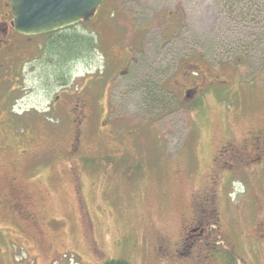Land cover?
<instances>
[{"label":"rangeland","instance_id":"1","mask_svg":"<svg viewBox=\"0 0 264 264\" xmlns=\"http://www.w3.org/2000/svg\"><path fill=\"white\" fill-rule=\"evenodd\" d=\"M258 3L247 22L216 0H103L62 32L97 40L72 59L46 34L0 37V264H264V161L226 144L264 128ZM169 15L183 30L166 44ZM10 21L0 0V35ZM243 35L261 45L241 57ZM175 79L206 83L183 104Z\"/></svg>","mask_w":264,"mask_h":264},{"label":"trees","instance_id":"2","mask_svg":"<svg viewBox=\"0 0 264 264\" xmlns=\"http://www.w3.org/2000/svg\"><path fill=\"white\" fill-rule=\"evenodd\" d=\"M216 2L218 4H222L224 8H227V12L229 16L232 17L233 21L238 20V19L247 21V18L249 16H250L249 21H252V18L255 16V12H257L258 5H259L258 0H216ZM171 18H172L171 15H169L170 22L167 23L166 29L173 28V32L169 35V37H166L167 38L165 42L166 44L170 43L174 39L176 40V38L182 34L180 32L178 33V31L183 30L182 26L181 25L178 26L176 21L172 22ZM87 22L80 21L78 24H86ZM70 27H67V28H64V29H61L55 32L47 33L45 35L46 37H48L46 46L48 45L51 50H53L54 48L55 51H57L61 57L66 52L70 53V56L68 58L64 57V59H72L76 56L78 57L81 52L94 48L95 47L94 45L96 44V41H97L95 39V36L91 33H86V34L84 33L63 34L62 33L68 30ZM252 36L254 37L255 35H252ZM216 38L217 40L215 39V41L213 40L208 43V47L214 51L216 48H218V46L222 44V41H223L222 34H217ZM246 39L248 41H246ZM250 39L251 38H249V36H244V35H243V38L238 37V39L236 40V45L238 46L236 47L233 45L234 46L233 51H239L237 52L238 56L244 57L246 54L253 52L259 45H261L260 41H258L256 37L253 40H250ZM179 43L182 45H187V42L182 41V40ZM60 44H61V48L59 46ZM188 58H191L195 62H197V63H193V62H189V63L197 65V66H199L201 62H203L204 60L201 54L192 55ZM143 69L144 70L141 71L140 75L138 76L136 75L137 82L141 84L143 93L147 97H149L148 98L149 102L157 104L160 100L159 99L160 95L156 93L157 86H155L152 83V81H154L153 78H151L152 77L151 71H153V68L151 65L150 66L145 65ZM104 264H128V262L122 259H119V260L112 259V260L106 261Z\"/></svg>","mask_w":264,"mask_h":264},{"label":"water","instance_id":"3","mask_svg":"<svg viewBox=\"0 0 264 264\" xmlns=\"http://www.w3.org/2000/svg\"><path fill=\"white\" fill-rule=\"evenodd\" d=\"M6 1L13 30L23 36H36L91 20L103 0Z\"/></svg>","mask_w":264,"mask_h":264},{"label":"flooded vegetation","instance_id":"4","mask_svg":"<svg viewBox=\"0 0 264 264\" xmlns=\"http://www.w3.org/2000/svg\"><path fill=\"white\" fill-rule=\"evenodd\" d=\"M1 30H2V33H1L0 37L2 39L5 38L6 36H8L9 33L13 32L10 24H6L5 22H4ZM2 39H0V41H2ZM1 46H3L2 42L0 43V47ZM188 66L196 67L195 69H197L199 67V66L191 64V63H189ZM183 68H186V67H183ZM188 74H189V71H186V70L181 71L182 77L183 76L186 77ZM208 81H210V80H208ZM174 82L176 83V85H175L173 90L169 91V93L171 95H173V98L175 100H179L183 104L192 101L195 98L198 91L203 90V85L206 83V81L203 82V80L199 81V82L192 80L188 86V84H186L184 81L182 82V81H178L177 79H175ZM234 139H236V138L235 137H233V139L230 138L226 142V144H228V147H229V149L227 148V150L230 153H232V159L238 158L239 156L237 154H241V152H242L241 150L245 149V147L247 145L254 146L256 144L257 145L256 149H259L258 150L259 153L256 154V155H258V157L254 158V159L252 158L251 162H254V163H250V165L254 166L255 163L260 164L264 161V128H256V130H253L252 133H249V136L242 138L240 143ZM233 154H235V155H233ZM234 156H236V157H234ZM241 156H243V155L241 154ZM249 156L250 155L247 154L246 156L241 157V159L245 158V159H248V161H249ZM19 213H21V212H19ZM196 221H197V219L193 218L187 222L183 221L182 224H189L187 227V231H192L194 229L195 230L198 229L199 233H202V230L199 229L197 226H195L196 228H192L193 227L192 224H194ZM194 225H196V224H194Z\"/></svg>","mask_w":264,"mask_h":264}]
</instances>
